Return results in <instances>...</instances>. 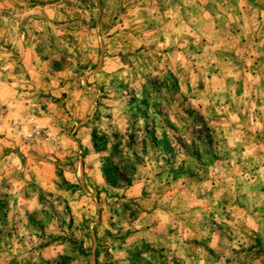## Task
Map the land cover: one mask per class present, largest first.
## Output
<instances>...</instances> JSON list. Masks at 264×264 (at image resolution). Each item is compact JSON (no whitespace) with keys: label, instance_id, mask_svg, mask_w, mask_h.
Returning a JSON list of instances; mask_svg holds the SVG:
<instances>
[{"label":"rangeland","instance_id":"obj_1","mask_svg":"<svg viewBox=\"0 0 264 264\" xmlns=\"http://www.w3.org/2000/svg\"><path fill=\"white\" fill-rule=\"evenodd\" d=\"M0 264H264V6L0 0Z\"/></svg>","mask_w":264,"mask_h":264},{"label":"crops","instance_id":"obj_2","mask_svg":"<svg viewBox=\"0 0 264 264\" xmlns=\"http://www.w3.org/2000/svg\"><path fill=\"white\" fill-rule=\"evenodd\" d=\"M241 2L246 6V7H252V6H257L261 5L264 6V0H241ZM38 172V171H37Z\"/></svg>","mask_w":264,"mask_h":264},{"label":"trees","instance_id":"obj_3","mask_svg":"<svg viewBox=\"0 0 264 264\" xmlns=\"http://www.w3.org/2000/svg\"><path fill=\"white\" fill-rule=\"evenodd\" d=\"M107 178H110L109 174L106 173Z\"/></svg>","mask_w":264,"mask_h":264}]
</instances>
